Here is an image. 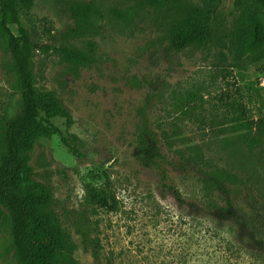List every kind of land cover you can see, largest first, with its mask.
Wrapping results in <instances>:
<instances>
[{
  "label": "rangeland",
  "instance_id": "obj_1",
  "mask_svg": "<svg viewBox=\"0 0 264 264\" xmlns=\"http://www.w3.org/2000/svg\"><path fill=\"white\" fill-rule=\"evenodd\" d=\"M205 2L34 0L20 11L30 40L47 47L34 49L35 87L54 94L64 107L69 122L64 117L51 122L82 154H72L59 135L46 131L28 155L31 179L48 190V210L61 232L37 243L46 262L264 264V174L255 151L225 121L231 116L221 99L244 83L264 99V56L255 61L264 47L249 56L239 53L250 38L244 11L251 1L217 0L210 39L175 50L173 30L189 27ZM73 4L98 11L93 26L78 35L71 32L78 27L68 12ZM258 17L264 27V12ZM59 46L92 61H69L53 50ZM192 95L201 112L198 122L185 116ZM21 107L18 80L0 39V122ZM142 130L172 164L174 191L136 163ZM194 144L200 167L189 161ZM213 167L235 174L234 185L216 172L222 188L210 192ZM88 184L108 188L118 210L89 204ZM0 264H15L6 215L0 219Z\"/></svg>",
  "mask_w": 264,
  "mask_h": 264
},
{
  "label": "trees",
  "instance_id": "obj_2",
  "mask_svg": "<svg viewBox=\"0 0 264 264\" xmlns=\"http://www.w3.org/2000/svg\"><path fill=\"white\" fill-rule=\"evenodd\" d=\"M34 0H0V39L6 52L10 55L13 71L18 80L21 92V110L15 116L0 122V219L6 215L10 224V242L14 251L15 264H50L40 256L39 241L53 240L61 232L54 214L48 210L52 199L48 190L31 179L28 165V155L35 143L44 132L55 133L74 155L82 157L80 151L71 147L68 139L51 122L53 117L68 115L54 94L40 93L35 87L33 74L34 49L47 50V47L36 46L22 23L20 11L29 9ZM143 0H139L141 2ZM157 1V0H147ZM244 11L250 38L240 48L242 55H252L264 47V27L258 12H264V0H250ZM217 0H206L204 9L197 12L196 20L187 28L177 26L173 33L177 38L171 40L175 50H183L193 44H202L210 39L209 24L214 13ZM69 16L78 27L72 28L73 35H78L82 29L93 26L92 16L98 11L90 4H73L68 8ZM13 29V30H12ZM63 53L69 61L87 65L92 60L81 51L59 46L53 48ZM264 54L255 57L260 61ZM225 111L231 116L225 119L231 129L240 133L241 141L250 151H255L257 167L264 174V99L253 84H235L231 94L221 96ZM185 116L193 122H198L201 112L197 98L192 95L186 108ZM197 112V113H196ZM43 124L45 126H43ZM222 129L224 125L221 124ZM222 131V130H221ZM224 131V130H223ZM223 133V132H222ZM221 133V135H222ZM147 132L139 133L134 154L136 163L152 171L159 179L163 189L174 191L170 182L172 164L167 157L160 154L155 145L146 140ZM227 143V140H224ZM189 161L200 167L201 155L199 147L191 145ZM212 170L210 192H219L222 180L215 174L225 173V177L236 180V175L226 173L216 167ZM199 171L202 170L199 168ZM86 200L89 204L107 212L118 210V201L108 188H97L86 185ZM225 191H230L224 188ZM209 191V189H208ZM180 198L178 194H175ZM233 222V220H232ZM95 247V245H94ZM97 250H94V254Z\"/></svg>",
  "mask_w": 264,
  "mask_h": 264
}]
</instances>
